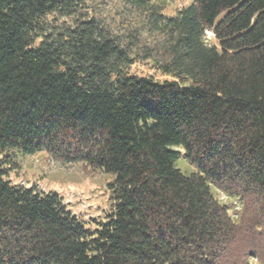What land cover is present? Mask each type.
I'll return each instance as SVG.
<instances>
[{
    "label": "trees",
    "instance_id": "obj_1",
    "mask_svg": "<svg viewBox=\"0 0 264 264\" xmlns=\"http://www.w3.org/2000/svg\"><path fill=\"white\" fill-rule=\"evenodd\" d=\"M97 1L0 0V264H264V0ZM36 153L111 175L104 218L12 184Z\"/></svg>",
    "mask_w": 264,
    "mask_h": 264
},
{
    "label": "rangeland",
    "instance_id": "obj_2",
    "mask_svg": "<svg viewBox=\"0 0 264 264\" xmlns=\"http://www.w3.org/2000/svg\"><path fill=\"white\" fill-rule=\"evenodd\" d=\"M101 1V2H99ZM96 11L107 21L118 20V0H99ZM193 0H165L161 3L163 13L174 15L178 10L189 5ZM212 38L210 33H206ZM130 72L138 76H152L157 81L170 79L155 69L152 60H136ZM18 168L8 173L7 179L12 184L26 187L35 186L44 192H56L70 212L93 227L94 222L104 218L111 206L108 183L113 180L111 175L101 171H93L82 164H62L52 160L45 153L28 156H17ZM177 167L183 172H191L193 167L182 157L177 160ZM214 194L222 202L232 204L231 214L241 210L237 200L225 196L218 190ZM238 214L235 215V218Z\"/></svg>",
    "mask_w": 264,
    "mask_h": 264
}]
</instances>
